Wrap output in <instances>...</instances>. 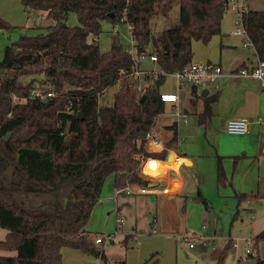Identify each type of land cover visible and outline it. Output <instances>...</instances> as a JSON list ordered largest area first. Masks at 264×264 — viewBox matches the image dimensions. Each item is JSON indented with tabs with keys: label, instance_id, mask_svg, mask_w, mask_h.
Listing matches in <instances>:
<instances>
[{
	"label": "trees",
	"instance_id": "16d2710c",
	"mask_svg": "<svg viewBox=\"0 0 264 264\" xmlns=\"http://www.w3.org/2000/svg\"><path fill=\"white\" fill-rule=\"evenodd\" d=\"M176 1L178 22L154 33L153 17L169 15ZM22 4L26 11H45L54 23L6 45L0 60V227L8 230L0 239V264H63L66 247L99 256L103 250L86 227L104 183L113 175L116 188L147 186L150 180L141 173L142 160L167 159L168 149L178 140L176 132L163 150H147L146 136L165 110L160 87L166 75L191 62L194 41L208 43L222 34L227 0H22ZM72 12L78 17L76 25L67 23ZM123 12L134 27L138 51L155 54L163 71L144 78L150 83L143 95L136 89L138 80L129 84L124 78L132 70V59L119 37H112L107 51L94 40L104 32L105 22L115 23ZM243 23L258 58L264 60V10L247 8ZM18 27L0 18V32ZM33 74H43L42 84L56 89L57 96L31 98V91L42 87L35 79L25 83L22 77ZM119 79L113 103L100 105L99 95ZM65 87L67 91L61 92ZM14 95L28 100L14 102ZM204 99L200 124L212 117L214 98ZM218 181H226L221 164ZM250 196L237 194L239 202ZM199 198L207 213V199L201 194ZM239 211L238 207L235 216ZM255 240H264V231ZM152 257L143 264H157ZM248 258V264H264L257 254L249 253Z\"/></svg>",
	"mask_w": 264,
	"mask_h": 264
},
{
	"label": "rangeland",
	"instance_id": "374dc122",
	"mask_svg": "<svg viewBox=\"0 0 264 264\" xmlns=\"http://www.w3.org/2000/svg\"><path fill=\"white\" fill-rule=\"evenodd\" d=\"M17 2V5L21 6V2L18 0ZM0 6L3 7L1 11H6L11 6V2L8 5L1 3ZM245 6L256 10L264 9V0H245ZM10 18L14 22L13 25L19 27L1 32L0 60L4 56L6 45L23 34L35 35L44 31L47 26L54 23V19L45 11L37 9L28 11L20 9L15 17L10 16ZM179 18L180 3L176 1L169 15L153 17L152 30L156 33L169 28L177 23ZM240 20L238 10L228 8L222 22V34L214 36L209 43L196 41L193 45L194 52L210 50L214 58L218 57L223 44L227 41H239L242 38L233 34L235 29L242 27ZM67 23L78 24L76 12L69 15ZM114 25L108 22L103 24L104 32L98 37V44L103 51L109 50L111 46L112 37L115 36L111 32ZM118 29L120 33L117 36L122 44L128 47L130 35L127 24H119ZM223 55L230 57L231 54L226 51ZM194 60L197 59L194 58ZM42 76L43 74L26 75L22 77V80L28 83L35 79L36 86L51 88L49 85L42 84ZM174 81L175 78L171 74L166 75L162 88L174 89ZM215 84L216 81L206 82L203 86H199V92L206 88L212 90ZM67 89L65 87L61 92ZM117 89V84L110 86L99 98V104H112ZM53 90L58 94L56 89ZM188 118L193 126L197 123L194 116L189 115ZM160 120L161 118L158 121ZM204 131V127H199L195 134L191 133L187 138L184 137L183 143H175L179 153L181 149L185 151L187 147L197 152L203 151V160L199 168L201 169L202 165V170L206 172L205 175L202 174L203 182L199 179L200 182L197 183L189 169H185L183 172L187 182L185 190L182 194L168 198L156 194L117 193L113 175L108 176L102 188L100 200L95 205L87 223V229L92 233L93 240L98 234L105 236L102 243H96L103 253L96 256L66 247L63 252V264H143L152 256L153 260L158 259L157 264H248L251 262L248 258L249 251L263 258L264 245L260 243L263 240L257 243L255 237L260 231L257 230L258 224L264 223V200H255L251 204L244 203L240 206L237 216H235L236 202L233 206L229 204L223 207V199L213 191L216 181L215 168L212 172L210 171L212 164L215 166L217 161L216 149L210 144L211 132ZM143 166L141 164V173L150 178L151 176L143 170ZM130 185L132 188L141 186ZM201 185L205 189H201L203 195L209 200L210 209L207 213H205L203 202L197 196ZM117 217L122 218L123 221L118 222ZM7 233V229L0 227V239H4ZM234 242H237L238 246H234ZM190 243H193V246H190Z\"/></svg>",
	"mask_w": 264,
	"mask_h": 264
},
{
	"label": "crops",
	"instance_id": "0c3cea01",
	"mask_svg": "<svg viewBox=\"0 0 264 264\" xmlns=\"http://www.w3.org/2000/svg\"><path fill=\"white\" fill-rule=\"evenodd\" d=\"M18 1L21 2V6L17 5V0H8L7 2L6 0H2L1 3L5 5L11 2V6H9L6 11H1L3 7L0 6V18L13 24L14 22L11 20L10 16L15 17L20 9L23 11L25 10L22 0ZM17 8H19L18 12ZM248 9L251 8L248 6ZM195 42L196 41L193 42V45ZM242 44V38L239 39V41H227V43L221 46L220 55L216 58L213 57V53H211L210 50L205 52H194L193 49V59L196 58L199 61H209L219 64L223 70L222 75L216 80L214 89L211 90L206 88L208 90V94H206L208 95V99L214 98L211 103L212 117L205 124L199 125L198 116L204 110L206 102L204 97L206 95L202 96V92H199V88L187 86L180 91V106L188 116H194L197 123H195L194 126L191 124V121L184 125H182V123L179 125L176 124L173 116L170 114L171 105L166 104L164 112L158 115L152 129V134L158 143L155 147L153 144L151 145L152 142L147 145V150L149 151H161L165 148V143L173 137L175 132L178 135L176 143L180 142L181 144L183 143L184 137L187 138L191 133L195 134V131L199 130V127H204L205 133L210 131V144L216 149L215 157L217 159L215 166L212 164V170L210 168L211 172L213 168H215L214 171L216 174L213 191L219 198L223 199V207L229 206V204L233 206V203L236 202L237 209L244 203L251 204L255 200H264V88H262L259 81L256 79L234 73L239 66L254 64L258 59L255 48H248ZM222 47L224 48L222 49ZM226 51L231 54L230 57L223 55ZM142 66L147 69L158 68L157 64L149 61L145 62ZM175 82L176 80L173 84L174 89H164L161 86L160 91H175ZM201 101L202 103H200ZM241 116L252 119L250 132L244 135L227 132V121L231 118ZM159 118H161L160 121H158ZM259 118H261V120H258ZM173 125H175L174 129L170 128V126ZM174 145L173 148L168 150L174 153L175 159L178 158L181 160L177 167L168 168L166 171L154 169L147 164V161L156 158H148L143 166V170L148 173L147 175L151 176L150 178L146 176L147 179L149 178L150 183L144 187H155L157 191L154 193L134 192L131 194H156L158 196L164 195L168 198L182 194L187 183L183 174L185 169H189L197 183L199 179L203 182V175H205L206 172L204 173L205 170H202V165L201 169H199L200 162L203 160V151L197 152L187 147L184 149L185 151L181 149L183 153L182 151L179 153V149ZM156 160L170 162L167 159ZM185 160H188L187 164L184 163ZM220 164L226 175L224 184H220L218 181V166ZM211 172L210 175H212ZM150 184L153 185L150 186ZM134 188L137 190L139 187ZM201 189L205 190L202 185L199 186L197 192L198 198L199 194L204 196ZM237 194H253V196L239 202ZM111 199H114V197H111ZM207 201L209 204L208 199ZM257 230H260L258 231L259 233L264 231V223H259ZM260 243L264 245V240ZM64 251L65 248L63 249V252ZM156 260L158 262V259ZM151 261H154L153 257Z\"/></svg>",
	"mask_w": 264,
	"mask_h": 264
},
{
	"label": "built area",
	"instance_id": "2783aa9c",
	"mask_svg": "<svg viewBox=\"0 0 264 264\" xmlns=\"http://www.w3.org/2000/svg\"><path fill=\"white\" fill-rule=\"evenodd\" d=\"M227 7L238 10L241 20L240 23L242 25L241 28H237L233 31L234 35L241 36L243 38L244 46H252L254 48V44L249 37L247 30L243 23V14L246 11L247 7L245 6V0H227ZM125 23L129 29L130 35V44L127 48L128 54L132 59V70L124 75V78L128 79L129 84H133L136 80H138L136 84V89L139 91L140 95H143L149 86L150 81L145 80L147 76L156 75L159 72H163L160 69L155 68H143V64L147 61L157 64V56L150 52H139L137 47V40L134 34V27L131 22L128 20L126 12L120 14L111 31L115 35H119L120 30L118 29L119 24ZM1 35V32H0ZM95 41H98V37L94 38ZM223 73L222 67L219 64L209 62V61H197L192 59L191 62L186 65L183 69L175 71L171 75L175 77V91H160V97L162 101L166 104L171 105L170 114L173 116L176 124H187L189 122L188 114H186L180 106V91L185 89L187 86H192L194 88H199V86H203L206 82H215ZM236 74L244 77H250L259 81L262 88H264V60L258 58L254 64H246L239 66L235 72ZM118 89L121 86V79L117 81ZM117 89V90H118ZM57 93L53 89H43L36 88L31 91V98H39L41 100H45L47 98L56 97ZM101 96L99 95V98ZM28 100V97H18L16 95L13 96L14 102H25ZM11 115V113H9ZM258 120H261L259 118ZM252 123V119L246 116H241L237 118H231L227 121L226 130L231 134H239L244 135L250 132V125ZM147 145L152 142L157 144V140L152 134V130L147 134ZM147 160V159H146ZM146 160H142V164L144 165ZM157 191L155 187H139L137 190L131 187L130 184L123 188H117V193H154ZM118 222H122V218H117ZM189 237V236H186ZM105 240V236L98 234L94 242L99 244ZM112 240V239H111ZM234 246H238L237 242L233 243ZM190 246H193V243H190ZM249 251V250H248ZM248 253H251L249 251ZM241 259L240 257L238 258Z\"/></svg>",
	"mask_w": 264,
	"mask_h": 264
},
{
	"label": "bare ground",
	"instance_id": "6f19581e",
	"mask_svg": "<svg viewBox=\"0 0 264 264\" xmlns=\"http://www.w3.org/2000/svg\"><path fill=\"white\" fill-rule=\"evenodd\" d=\"M154 145V147L156 146L155 143H151V145ZM175 159V155H174V158L173 160ZM148 160V159H147ZM172 161V160H171ZM167 162V161H158L156 159H149L147 161V164L154 168V169H157V170H161V171H166L168 168H174V167H177V165L179 164V162L181 161L180 159L176 158L174 161L172 162Z\"/></svg>",
	"mask_w": 264,
	"mask_h": 264
},
{
	"label": "water",
	"instance_id": "95a60500",
	"mask_svg": "<svg viewBox=\"0 0 264 264\" xmlns=\"http://www.w3.org/2000/svg\"><path fill=\"white\" fill-rule=\"evenodd\" d=\"M206 94H208V90H207V89H203V90H202V96H205ZM144 98H145V96H143L141 100L143 101ZM8 137H9V135H7V136L5 137V139H8ZM173 158H174V153H173V152H169V153H168V156H167V160H168V161H171V160H173ZM184 163L187 164V163H188V160H185ZM152 185H153V184H150V186H152ZM27 264H30V263H27Z\"/></svg>",
	"mask_w": 264,
	"mask_h": 264
}]
</instances>
